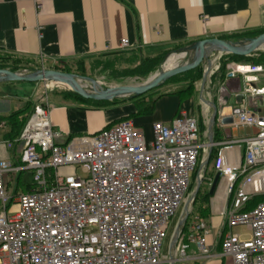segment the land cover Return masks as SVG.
I'll use <instances>...</instances> for the list:
<instances>
[{"label":"built area","instance_id":"built-area-1","mask_svg":"<svg viewBox=\"0 0 264 264\" xmlns=\"http://www.w3.org/2000/svg\"><path fill=\"white\" fill-rule=\"evenodd\" d=\"M128 45L121 42L122 49ZM225 56L212 53L203 64L207 78L201 103L212 109L227 81L241 80V102L230 106L237 113L225 127L248 128V136L225 138L218 109L212 142L210 119L203 131L186 111L169 124L153 122L149 135L133 120L121 119L61 142L50 123L49 100L34 106L0 156V264H170V254L161 255L169 223L186 201L199 158L208 162L212 152L213 179L216 174L219 179L208 213L213 201L225 198L227 203L221 211V256L232 264H264V199L247 209L264 196V68L233 61L221 65ZM187 59L184 65L193 55ZM258 97L263 104L251 109L248 101ZM235 148L241 152L238 160L227 156ZM25 171L31 172L33 184L23 187L27 191H13V181L18 185ZM239 228L248 238L234 232ZM208 233L201 222L181 230L171 251L174 264L194 262L190 246L199 258L211 257Z\"/></svg>","mask_w":264,"mask_h":264},{"label":"crops","instance_id":"crops-1","mask_svg":"<svg viewBox=\"0 0 264 264\" xmlns=\"http://www.w3.org/2000/svg\"><path fill=\"white\" fill-rule=\"evenodd\" d=\"M263 31L264 0H0V55L14 59L65 63L124 52L157 58L182 44L210 39L235 43ZM123 40L128 41L126 49L121 48ZM241 85L239 79L227 81L215 105L236 108ZM212 91L208 90L209 96ZM202 96L200 87L201 117L209 120L213 110L202 106ZM222 99L228 102L222 104ZM186 105L154 122L169 124L178 112L186 111L183 109L195 117L192 107ZM51 106L50 123L61 142L94 134L134 112L128 104L100 110L77 104ZM240 155L236 148L227 154L234 160ZM210 165L212 169L213 160ZM226 207L225 198L213 201L207 218H200L209 232L206 243L212 256L201 259L190 246L188 254L194 262L187 264H232L230 258L221 256L220 247L221 211ZM234 232L248 238L239 229Z\"/></svg>","mask_w":264,"mask_h":264},{"label":"rangeland","instance_id":"rangeland-1","mask_svg":"<svg viewBox=\"0 0 264 264\" xmlns=\"http://www.w3.org/2000/svg\"><path fill=\"white\" fill-rule=\"evenodd\" d=\"M194 44H182L168 52H166L163 59L156 65L154 70L148 73H138L141 71L137 69L139 64L141 66L144 56L139 53L132 52H124L117 54L115 56H110L107 58H88L83 60H76L65 63H55V62H43V61H33V60H25V59H14L6 56L0 55V69H6L11 71L14 69V73H19L23 75H30L34 73H40L43 71H53L58 73L71 74L75 76V80L79 81L80 85H83L86 91L91 90V84L87 80H92L96 83V88L99 90H107L110 88L116 87H139L148 83L152 76H158L161 72L169 71L165 69V63L171 57L186 54V58H182L181 60L176 61V67L183 66L184 63L188 60L187 58L193 55L192 47ZM215 55H211V58H214ZM254 56V59H258V56H262L264 58V51H257L252 54L251 57ZM241 59V58H240ZM245 59V58H243ZM230 58L228 56L223 57L221 59V65L228 62ZM234 62V60H233ZM237 63V62H235ZM245 64V63H240ZM175 67V68H176ZM264 68V67H263ZM193 77L197 74L201 75L200 79H196L194 83L195 89L188 93H183V91L190 85L188 78L185 79L186 76H190L192 74H188L193 72ZM220 73V72H219ZM204 75V66H198L197 68L182 73L180 75L173 76L163 83L159 84L154 90L149 91V94L146 93L144 98H154L156 96H165L166 100L162 101L158 106H155V110L150 117L147 118H137L134 121V124H139L140 128L144 131L145 135L150 134L151 123L168 118L175 110H180L182 107L186 108L192 107V113L194 111L195 117L198 119L200 123V128L204 131L206 127V118L203 119L202 114L199 109V99L198 93L202 84V79ZM215 78L212 79V84L215 81ZM260 82H263L260 80ZM210 87V86H209ZM212 88H209V91ZM206 90V89H205ZM69 92H72L70 88L64 84L54 82V81H40L35 83H0V117L9 116L14 114V112H18L21 109H26V105H31L33 108L40 101L44 99H48L50 103L59 104V103H78V101H74L69 99ZM73 93V92H72ZM174 94H180V97L188 98L186 101L179 104L178 99L176 97L170 96ZM67 96V97H66ZM136 96L129 95L124 96L122 98L114 99L117 104L123 105H131V107L135 111V107L133 101L136 100ZM219 104V100L216 102ZM249 106L251 109H254V104L249 102ZM121 106V105H120ZM32 109H30L31 111ZM186 110L187 109H183ZM30 113V112H29ZM15 118V117H14ZM12 119L11 121H13ZM142 124V125H141ZM9 132L7 126L0 125V156H4L5 143L8 141L6 134ZM11 158L14 157V150L10 151ZM203 157L199 158V163L197 169L195 170L193 176V182L189 188V192L187 194L186 200L191 196L194 192L198 178H202L203 181L199 187L198 193L193 201V203L189 206V214L185 224L198 222L194 218H207L206 217V195L210 190L211 181L213 179V173L210 165V161L207 163L203 161ZM78 176H82L83 173L80 168H77L76 171ZM20 176L21 181L17 180L18 185L15 181H13L11 189L14 191L15 189L18 191H23V187L27 185L33 184V176L30 171L23 172ZM17 185V187H16ZM206 194V195H205ZM201 207L198 211L197 207ZM183 205L176 212L175 216L169 223L166 237L162 243L161 247V255L163 257L169 256V245L177 226L179 219L182 215ZM193 219V220H192ZM200 219V222L203 220ZM182 230V229H181ZM240 233L245 237L247 235V231L244 228H239ZM246 232V233H245ZM177 259L178 257H174ZM168 264V263H166Z\"/></svg>","mask_w":264,"mask_h":264},{"label":"water","instance_id":"water-1","mask_svg":"<svg viewBox=\"0 0 264 264\" xmlns=\"http://www.w3.org/2000/svg\"><path fill=\"white\" fill-rule=\"evenodd\" d=\"M264 45V34H261L255 38L242 40L239 42H226L220 39H210L203 40L197 42L192 47L193 51V60L190 64H186L180 67L173 68L166 72H161L158 76H154L153 80L148 82L147 84L139 87H116L110 88L107 90H99L96 88V83L92 80H87L91 84V91H86L82 85L79 84L78 81L75 80V76L71 74L58 73L53 71H43L40 73H34L30 75H23L19 73L10 72L8 70H0V83H35L40 81H54L61 84H64L70 88V90L78 95L80 98L84 100H93V101H112L117 98H122L124 96L134 95L136 97L143 96L151 90H154L159 84L163 83L165 80L180 75L182 73L191 71L198 66L203 65L205 62L209 63V56L212 53H223L227 55H232L238 58H247L252 54L256 53L261 46ZM209 69V67H208ZM207 78V72L204 73L202 84H201V92L204 89ZM242 96L239 95L235 100L236 103L239 104L241 102ZM228 99H222V104H226ZM249 102L254 104L253 107L259 104L261 106L263 104V98H254L250 99ZM218 109L220 111L221 118H228V121H221L220 125L225 127L232 124L231 116L237 113V110H233L232 107L224 106L221 109L216 105H212V116L210 117L209 125H208V139L209 142H212V127L216 122V116ZM225 138H236L242 137L245 135H250L251 130L248 128L245 129H224L223 131ZM210 154V153H209ZM207 163V162H206ZM219 179V175L216 174L212 184L210 186V190L208 192L209 196L213 195V192L216 188L217 182ZM202 178L198 179L194 192L191 196L185 201L183 205L182 215L179 219L177 226L175 227L170 245H169V254H170V264H174L173 257L171 256V251L175 247V244L180 236L181 229L184 226L188 214H189V206L193 203L199 187L201 185Z\"/></svg>","mask_w":264,"mask_h":264},{"label":"trees","instance_id":"trees-1","mask_svg":"<svg viewBox=\"0 0 264 264\" xmlns=\"http://www.w3.org/2000/svg\"><path fill=\"white\" fill-rule=\"evenodd\" d=\"M261 34H264V31L263 32H258L256 34H253L251 36H249L248 39H251V38H255ZM245 40V39H244ZM247 40V39H246ZM231 61L234 60V62H237V63H245V64H251V65H257V66H261V67H264V58L262 56H258L259 58L258 59H254V56H250V57H247L245 59L243 58H238V57H235V56H232V55H227ZM164 55L160 56V57H157V58H146V59H143L142 61V64L140 66L139 64V67L137 69H140L141 68V71H139L138 73H141L143 74L144 72L145 73H148V72H151L152 70H154V68L156 67V65L163 59ZM0 70H6V69H0ZM14 69H11L10 72H13ZM196 70H194L193 72H190L188 73L190 76H186V78H188L187 80L189 81L190 85L183 91V93H188L190 91H193V89H195V85L194 83L196 82V79H200L201 78V75L200 74H197L193 77V73L195 72ZM223 75V69L220 70V73L218 74V77L219 76H222ZM152 91V90H151ZM149 94V92L147 93ZM146 95V94H145ZM140 96V97H137L136 100L133 101V104H134V107H135V111L130 114L129 116L123 118V119H129V120H133V122L135 120H137V118H147V117H150L154 110H155V105L156 103L163 97L165 96H156L154 98H144V96ZM170 96H173V97H176L178 99V102L179 104L186 101V99L188 98H184V97H180V94H174V95H170ZM67 97V96H66ZM69 99H72L74 101H78V103H63L64 105H72V104H77V105H81V106H85L87 108H90V109H96V110H100V109H106V108H109V107H116V106H120V105H123V104H117L116 103V100H112V101H93V100H84L82 98H80L78 95H76L75 93H72V92H69V96H68ZM31 105H26V109H21L19 110L18 112H14V114L12 115H9V116H6V117H0V124L1 123H4L8 129H9V132L6 134V137L8 138V141H14L17 139V137L19 136V134L21 133V130L22 128L24 127L27 119L29 118L33 108L30 107ZM30 109H32L30 111ZM30 112V113H29ZM15 117V118H14ZM12 119H14L13 121H11ZM135 125L137 127H140L137 125V123H135ZM142 125V124H141ZM213 153L209 156V161H211V159L213 158ZM194 176V174H193ZM192 182H193V178H192ZM23 191H27L26 188H23ZM206 195V194H205ZM209 195L207 194L206 195V214L208 212V199H209ZM264 197H259V198H255L251 201L250 204H248L247 206V209H251L257 202L263 200ZM201 207H197L196 210H200ZM197 220L198 222H200V218H194V220ZM193 220V219H192ZM193 222V221H192ZM190 224L186 223L184 224L183 228H182V232H184L187 227L189 226Z\"/></svg>","mask_w":264,"mask_h":264},{"label":"bare ground","instance_id":"bare-ground-1","mask_svg":"<svg viewBox=\"0 0 264 264\" xmlns=\"http://www.w3.org/2000/svg\"><path fill=\"white\" fill-rule=\"evenodd\" d=\"M258 51H264V45L261 46L260 49H259ZM182 58H183V55L175 56L174 58L171 57V58L168 59L167 62L165 63V65H166V66H165V69H167V70H171V69L175 68V67L177 66V65H176V61L181 60ZM153 78H154V76H152L148 82L152 81ZM78 82H79V81H78ZM82 86H83V85H82ZM83 87H84V86H83Z\"/></svg>","mask_w":264,"mask_h":264}]
</instances>
